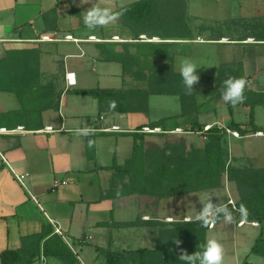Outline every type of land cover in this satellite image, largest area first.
Here are the masks:
<instances>
[{"label":"crops","instance_id":"1","mask_svg":"<svg viewBox=\"0 0 264 264\" xmlns=\"http://www.w3.org/2000/svg\"><path fill=\"white\" fill-rule=\"evenodd\" d=\"M134 2L0 0V52L49 50L42 52V62L48 60L53 69L54 64L62 68L61 79L55 89L52 86L53 98L54 90L58 94L55 105L39 109L37 121L32 118L37 109L33 108L26 118L24 103L14 90L0 91V129L6 130L0 133V264L4 252L23 248L24 238L46 229V239L57 234L50 220L60 226L63 236L57 235L74 255L47 257L41 252L32 264L42 258L45 264H108L109 253L155 250V245L150 247L149 243H155V230L161 227L160 233L173 229L177 222L197 220L201 209L194 214L179 215L171 206L175 198L163 199L156 214L150 210L154 205L149 201L151 196L109 197L116 185L115 168L125 166L134 154L135 136L162 120H168V129L183 122V118L169 120L182 115L181 98L151 95L147 112L101 113L97 98L78 92L146 90L157 76L179 74L184 59L197 65L199 76L213 77L219 68L217 64L212 65L215 68H204L203 51L208 49L203 48L219 47L222 56L218 58L225 64L234 60L229 45L251 44L255 40L256 44L264 45V35L260 39L255 35L215 36L211 31L213 25L203 23L199 14L202 1L187 0L185 22H169L171 31L167 33L147 32L138 36L124 24L123 17V9ZM93 5L111 8L119 15L107 25L89 29L84 15ZM66 36L75 41H65ZM244 69L248 75L245 66ZM67 72L76 74V86L67 88ZM143 75L148 78L146 81L137 79ZM67 89V93H72L70 98L65 94ZM209 109L201 107V122L224 127L217 120L204 121L203 114ZM243 111L246 110L239 108L234 115L229 113L227 123L235 124L237 113ZM114 125L121 131H99ZM19 127L24 131H16ZM49 127L52 132L46 131ZM244 127L241 125L242 130ZM11 167L28 174V190L16 181ZM56 179L66 184L54 187ZM232 216V221L223 219L214 223L207 233V241L215 239L222 246V264H264V247L259 253L253 252L258 240H264V223L249 221L240 213ZM130 223L134 225H122Z\"/></svg>","mask_w":264,"mask_h":264},{"label":"trees","instance_id":"2","mask_svg":"<svg viewBox=\"0 0 264 264\" xmlns=\"http://www.w3.org/2000/svg\"><path fill=\"white\" fill-rule=\"evenodd\" d=\"M171 1L136 0L123 9L124 24L138 36L147 32L157 34L161 31L170 32L171 29L167 25L169 22L186 20V1L174 0L175 5L173 3L171 5ZM1 61L10 72L22 74L27 69L26 58L20 52H8ZM240 67L242 66L239 63L225 64L221 67L217 78L199 76V81L194 86L195 91L191 93L186 90L180 73L157 76L146 90L96 89L78 92L79 95L97 98L101 113L147 112V102L151 95H172L181 98L182 115L169 120L177 121L183 118V122H176L175 129H168V120H162L152 127V129L161 128L162 133H139L135 136L134 154L125 166L115 168L113 183L119 180L125 182L126 179H130V182L124 183L121 189L115 187L109 197L119 198L140 194L167 198L169 197L167 189L172 183L181 185L205 183L207 188H217L222 185L223 176L226 174L229 181L238 184L240 200L236 204L237 209L240 211L243 206L247 210L245 216L247 220L264 223V168H237L228 165L225 158L226 130L214 125L205 133L206 142L203 146H197L187 136H174L176 134L170 133L178 128H182L185 135L203 132L207 124L200 120L202 106L199 104V98L222 95L224 81L229 78L244 79V72ZM137 79L146 81L148 78L143 75ZM201 82L206 84L201 86ZM212 83L215 86H209ZM16 93L23 101L26 92L20 88ZM244 97L242 102L235 105L228 102L231 115L235 114L236 109L243 108L248 111V118L242 125L251 127L253 133H264V129L255 123L256 107L264 105V93L244 91ZM28 106L24 101L23 112L26 118L31 111ZM56 108H59L58 104ZM230 129L246 134L239 124H234ZM149 136L165 138V142L163 145L150 142L147 140ZM246 184L248 188H245ZM228 209L231 213L234 211L232 205H228ZM223 219L221 214L212 221L219 223ZM210 222L206 225L199 220L177 222L173 225V229L161 233L163 245L159 248L140 249L123 254L109 253L108 264H186L180 258L182 251L188 254L203 251L202 246L207 243ZM47 236L46 229L39 235L24 238L21 250L6 251L2 254V264H32L33 259L41 252L47 257L74 255L61 236L54 234L46 239ZM177 239L181 241L179 246L175 243ZM262 247L264 240L260 239L254 246L253 252L259 253Z\"/></svg>","mask_w":264,"mask_h":264},{"label":"rangeland","instance_id":"3","mask_svg":"<svg viewBox=\"0 0 264 264\" xmlns=\"http://www.w3.org/2000/svg\"><path fill=\"white\" fill-rule=\"evenodd\" d=\"M185 1L187 6V0ZM201 1L202 2L199 4L202 9H200L199 14L203 16V23L210 22V24L213 25L211 31L215 36L217 33L218 35L221 33L229 35L230 38H236L235 35L240 38H246L249 35H255L260 39V37L264 35V5H262L264 0H221L219 2L216 0ZM172 3L175 5L174 0L171 1V5ZM251 42L253 43L229 45L231 46L229 51H231V56H233L234 60H231L225 64L239 63L242 66L240 68H242L244 72V79L246 81L244 91L262 94L264 93V45L256 44V40ZM203 49H208L206 52L203 51V66L204 68H208L217 64L219 68L218 74L213 77H209L217 78L220 75L221 67L225 65L222 63V59L218 58L222 56V51L215 45ZM43 51L48 52L49 50L47 51L39 48L20 52L24 54V57L27 61V69L22 74H17L7 70V68L2 65L1 60L8 55V51L0 52V91L3 92V90L11 89L16 93V91L20 90V88L24 90L26 94L24 95L23 103L24 101L27 102L30 110H33V108L37 109L36 112L32 113V118L36 119V121L38 120L40 114L39 109H45L55 105L58 94H56L54 90L53 98L52 86L54 85L55 89L59 80L61 79L60 75L62 72L61 65L54 64L53 69L50 61L43 60L42 62ZM227 55L223 56L227 57ZM207 57H209V59L218 58V60H207ZM214 66L212 67L215 68ZM244 66L247 68L248 75H246V72L244 71ZM85 76H87L86 73ZM205 84V82H201L200 85L204 86ZM59 85L62 86L61 83ZM209 86H215V84L212 83ZM67 92L68 89L66 90L65 94L68 96V98H70L72 93ZM15 95L18 96V94ZM14 96L11 97L12 100L19 105V102ZM199 100V104H201L202 108H210L207 113L204 112L203 114V119L205 122H213V120H217L224 127L226 126V128H232L234 123L233 125H230L229 122L227 123L230 113L228 109V102L223 100L222 95L218 97L202 96L199 98ZM247 114L248 111L237 113V116L234 119L236 122L235 124L242 125L243 122L247 121ZM255 120V123L264 129V105L256 107ZM246 127H244L246 134L243 135L240 133V137H235L228 132L224 135V139L227 141L225 143V158L227 163L228 165L237 168L263 169L264 135L253 133L251 131V127H249L250 129ZM185 134L186 133H179L174 136H187L189 137L190 141L197 144V146H203L204 142H206V139L204 138L205 134L203 133L198 132L194 134L190 133V135ZM147 140L150 142H157L161 145H163L165 142V138L153 136L147 137ZM129 182L130 179H126L125 182L120 180L116 181L115 187L121 189L124 183ZM206 186L207 184L205 183L196 185H181L179 183H172L169 185V188L167 189L169 197H167V199L175 198L171 201V206L174 212L176 210V212H178L177 214L179 215L182 213L194 214L198 209H202L203 205L201 201H207L209 197H211L214 202L220 205H224L226 202L228 205L233 203V208L234 205L236 206L237 202L240 200L238 184L236 182L229 181L226 174L223 176L222 185L220 187L207 188L208 186ZM245 188H248L247 184ZM149 198H151L149 199L150 203L154 204L153 207H151V204L148 203L149 208H153L150 209L151 212L158 214L157 206L161 205L162 200L166 198L156 196H151ZM237 213H240V211L236 207L232 214ZM161 228L160 230H155V233L157 234L154 236L155 243H149L150 247L155 245L154 247L157 249L163 245L160 233L162 231Z\"/></svg>","mask_w":264,"mask_h":264},{"label":"clouds","instance_id":"4","mask_svg":"<svg viewBox=\"0 0 264 264\" xmlns=\"http://www.w3.org/2000/svg\"><path fill=\"white\" fill-rule=\"evenodd\" d=\"M119 13H114L111 8H102L97 5H93L86 10L84 15V23L89 29H93L96 26L107 25L114 21ZM197 65L190 59H184L180 65V75L183 80V84L186 86V90L191 93L195 91L194 86L199 81V75L197 74ZM246 81L243 78H229L224 81V88L222 91V98L226 102H230L233 105L242 102L244 97V88ZM203 207L200 210L197 220L202 221L205 225L210 221L217 219L221 214L227 221H232L233 216L231 211L226 205H220L213 201L211 197L207 201H201ZM242 216L247 215V210L243 206L240 208ZM177 246L181 244L180 240H176ZM202 252H195L188 254L186 251H182L180 258L186 262V264H222V246L220 243L213 239L207 241L202 246Z\"/></svg>","mask_w":264,"mask_h":264},{"label":"built area","instance_id":"5","mask_svg":"<svg viewBox=\"0 0 264 264\" xmlns=\"http://www.w3.org/2000/svg\"><path fill=\"white\" fill-rule=\"evenodd\" d=\"M45 39H46V40H50L49 37H45ZM65 41H75V40L73 39L72 36H66ZM65 80H66L67 88H71V87H74V86L77 85V77H76V74H75L74 72H67V73H66V76H65ZM212 127H213L212 125H207V126H205L203 132H201V133L205 134V133L209 132V131L211 130ZM223 128H224V127H223ZM223 128L220 127V129H223ZM224 130H226L228 133L234 135L235 137H240V132H239V131H233V130L228 129V128H225ZM16 131L22 132V131H24V130H23V127H19ZM46 131H48V132H52V131H53V128L49 127V128L46 129ZM99 131H101V132H119V131H121V129H120L119 126L114 125V126L109 127V128H103V129H100ZM4 132H6L5 129H0V133H4ZM143 132H144V133H162L163 131H162V129H160V128H155V129L145 128V129L143 130ZM170 133H172V134H179V133H185V132H184V130H183L182 128H178V129H176V130H174V131H172V132H170ZM258 135H264V134H263V133H259ZM1 156H2V155H1ZM2 157H3V156H2ZM3 159H5V158L3 157ZM5 162H7V161L5 160ZM11 171H12V173H13V175H14L16 181H17V182H18L23 188H25L26 190H28V187H27V184H26V179L28 178V174L19 173V172H17L15 169H13L12 167H11ZM64 184H66V182H61V181L58 180V179H56V180L54 181V187H59V186L64 185ZM31 199H32L34 202H36V203L41 207V205L38 203V200H37V198H36L35 196L31 195ZM232 204H233V203H232ZM232 204H231V205H232ZM234 209H236V206H235V205H234ZM50 222H51V224L54 226L55 233H57V234L63 236L62 229H61L60 226L57 224V222H55V221H53V220H50ZM244 223H245V222L243 221L242 224H244ZM210 227H211V228L214 227V222H212V221L210 222ZM37 264H45L44 259L42 258V259L40 260V262L37 263Z\"/></svg>","mask_w":264,"mask_h":264}]
</instances>
